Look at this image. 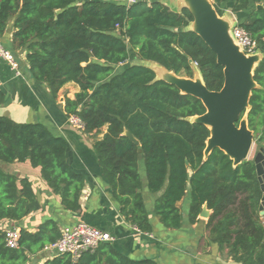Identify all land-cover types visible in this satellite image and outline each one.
<instances>
[{
  "label": "trees",
  "instance_id": "trees-1",
  "mask_svg": "<svg viewBox=\"0 0 264 264\" xmlns=\"http://www.w3.org/2000/svg\"><path fill=\"white\" fill-rule=\"evenodd\" d=\"M213 1L220 11L229 0ZM231 5L236 13L248 12L240 25L263 53L254 71L258 87L252 91L247 118L257 142L264 143V0H233ZM193 19L187 7L174 11L160 0L131 6L123 0H0V38L13 22L12 44L14 50L26 52L31 77L46 83L55 96L67 83L78 84L75 98H66L67 115H78L84 131L94 136L106 129L93 147L126 220L152 233L146 187L156 196L154 212L160 222L178 229L184 218L179 202L190 195L191 223L205 205L212 211L211 242L228 249L235 261L264 264L262 191L255 163L234 165L219 148L205 158L210 129L192 121L206 112L202 100L158 79L155 67L143 63L185 77H194L196 65L208 89L221 90L224 67L204 39L188 28ZM4 99L0 90V104ZM68 150V141L43 123L0 115V162L30 161L41 167L64 207L76 212L81 209L85 175L71 166ZM39 208L29 179L0 167V220L21 221ZM60 234L52 221L34 233L21 228L20 247L11 249L0 228V264H40L30 259ZM43 264L158 262L133 259L113 242H103L78 260L70 254L54 255Z\"/></svg>",
  "mask_w": 264,
  "mask_h": 264
},
{
  "label": "crops",
  "instance_id": "crops-1",
  "mask_svg": "<svg viewBox=\"0 0 264 264\" xmlns=\"http://www.w3.org/2000/svg\"><path fill=\"white\" fill-rule=\"evenodd\" d=\"M160 1L175 11H178L182 4V0ZM210 1L214 5V1ZM232 1L223 3L220 11L216 8L218 16L236 18V22L241 23L248 16V12H234ZM13 31V22H10L6 33L0 38L4 46L13 52L18 62L17 72L7 62L0 61V90L5 94L4 102L0 104V115L8 113L13 120L22 123L41 122L55 135L64 137L69 143L67 159L76 171L85 175V185L80 199L81 209L76 212L70 211L64 207L61 195L55 193L43 178L41 167L32 166L30 161L11 164L0 162V167L4 170L29 179L40 205L37 211L30 213L21 221L0 220V228L7 230L18 227L20 230L24 228L34 233L39 231L42 224L52 221L62 234L65 228L85 222L111 233L114 236L113 244L121 252L136 260L151 258L158 264H243L235 261L229 255L228 249H221L218 243L210 241L208 230L212 214L210 209L206 208L207 216L200 214L196 223L190 222V195L179 202L184 218L182 226L178 229L167 228L160 222L154 212L156 196L146 187L143 193L153 226L152 233L141 232L126 220L113 196L109 182L103 175L93 147L95 140L101 138L106 129L94 136L69 123V116L65 110L66 98L74 99L80 90L79 85L74 82L67 83L55 96L46 83L33 79L26 52L14 50ZM261 218L264 223V216ZM43 253L44 251L37 257L33 256L31 262L43 264L47 258L54 256L46 252L47 257L44 258Z\"/></svg>",
  "mask_w": 264,
  "mask_h": 264
},
{
  "label": "water",
  "instance_id": "water-1",
  "mask_svg": "<svg viewBox=\"0 0 264 264\" xmlns=\"http://www.w3.org/2000/svg\"><path fill=\"white\" fill-rule=\"evenodd\" d=\"M182 7H187L194 17L188 28L204 39L216 53L218 63L224 67L222 89L209 90L196 65L194 79L179 76L156 63L152 66L155 67L158 79L176 85L183 94H191L202 100L206 112L194 116L192 121L203 123L210 129L205 158L213 149L219 148L233 160L234 165H239L245 160H252L255 163L262 191L259 211L260 215L264 216V144L257 143L247 118L252 91L258 87L254 71L263 53L258 48L253 53L244 52L232 33V28L237 23L236 18H220L210 0H182L180 9ZM5 116L9 114L6 113ZM125 135L136 144H140L129 130L125 131ZM254 146L256 147L254 156L249 158ZM206 208L205 205L201 215H208ZM42 257H47L46 252Z\"/></svg>",
  "mask_w": 264,
  "mask_h": 264
},
{
  "label": "built area",
  "instance_id": "built-area-1",
  "mask_svg": "<svg viewBox=\"0 0 264 264\" xmlns=\"http://www.w3.org/2000/svg\"><path fill=\"white\" fill-rule=\"evenodd\" d=\"M128 6L140 1L151 3L152 0H123ZM232 33L246 53H253L257 49V42L244 29L240 23H236L232 28ZM5 61L17 71L18 62L11 50L6 48L0 39V61ZM18 72V71H17ZM68 121L78 129L84 130L83 120L76 114L69 115ZM21 230L18 227H12L5 230L6 246L11 249L20 247ZM114 236L104 230L94 227L88 223L81 222L70 228H65L58 240L45 246L44 252L52 255L70 254L74 260H78L80 256L88 251L96 249L103 242H113Z\"/></svg>",
  "mask_w": 264,
  "mask_h": 264
},
{
  "label": "rangeland",
  "instance_id": "rangeland-1",
  "mask_svg": "<svg viewBox=\"0 0 264 264\" xmlns=\"http://www.w3.org/2000/svg\"><path fill=\"white\" fill-rule=\"evenodd\" d=\"M142 62V61H141ZM143 63H145V64H153V62H147V61H143ZM120 68H118V70H119ZM193 78V77H192ZM256 147L254 146L253 147V150L251 151V153H250V156H249V158H253V156H254V152L256 151V149H255Z\"/></svg>",
  "mask_w": 264,
  "mask_h": 264
}]
</instances>
